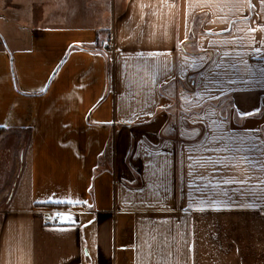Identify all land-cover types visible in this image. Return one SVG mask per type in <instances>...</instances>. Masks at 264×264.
I'll use <instances>...</instances> for the list:
<instances>
[{"label":"crops","instance_id":"obj_1","mask_svg":"<svg viewBox=\"0 0 264 264\" xmlns=\"http://www.w3.org/2000/svg\"><path fill=\"white\" fill-rule=\"evenodd\" d=\"M7 164L0 264H264V0H0Z\"/></svg>","mask_w":264,"mask_h":264},{"label":"rangeland","instance_id":"obj_2","mask_svg":"<svg viewBox=\"0 0 264 264\" xmlns=\"http://www.w3.org/2000/svg\"><path fill=\"white\" fill-rule=\"evenodd\" d=\"M3 170V173H2ZM13 171V166L12 165H1L0 167V177L2 176H7V172L11 174ZM11 184V180L4 182L0 180V210L5 206V200L9 198V194L11 191H9V185ZM7 185V186H6ZM8 187V189H7ZM12 188V187H11ZM2 201V202H1Z\"/></svg>","mask_w":264,"mask_h":264},{"label":"built area","instance_id":"obj_3","mask_svg":"<svg viewBox=\"0 0 264 264\" xmlns=\"http://www.w3.org/2000/svg\"><path fill=\"white\" fill-rule=\"evenodd\" d=\"M113 45V42L111 39H106L102 42V46H111ZM63 213L61 210L56 209V210H50L47 215H46V222L49 225H59L62 221Z\"/></svg>","mask_w":264,"mask_h":264},{"label":"trees","instance_id":"obj_4","mask_svg":"<svg viewBox=\"0 0 264 264\" xmlns=\"http://www.w3.org/2000/svg\"><path fill=\"white\" fill-rule=\"evenodd\" d=\"M72 47H73V46H71V48H72ZM71 48H70V49H71ZM107 57H109L108 54H107ZM108 60H109V58H108Z\"/></svg>","mask_w":264,"mask_h":264}]
</instances>
